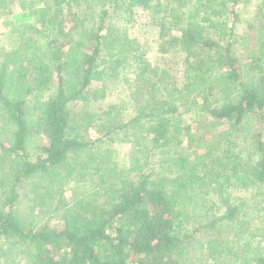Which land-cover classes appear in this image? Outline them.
<instances>
[{
  "label": "trees",
  "instance_id": "16d2710c",
  "mask_svg": "<svg viewBox=\"0 0 264 264\" xmlns=\"http://www.w3.org/2000/svg\"><path fill=\"white\" fill-rule=\"evenodd\" d=\"M2 17L0 264H264V0Z\"/></svg>",
  "mask_w": 264,
  "mask_h": 264
},
{
  "label": "rangeland",
  "instance_id": "374dc122",
  "mask_svg": "<svg viewBox=\"0 0 264 264\" xmlns=\"http://www.w3.org/2000/svg\"><path fill=\"white\" fill-rule=\"evenodd\" d=\"M253 8H251L252 10ZM138 31H131L130 35L133 37H138V39H140L141 42H148L149 40H151L152 36L147 33V29L146 32L144 33V30L142 27H140L139 29H137ZM15 34H13L12 29H11V25L9 24V22L7 21V19L4 17L0 18V43H3L4 46H9V44H11L10 39L12 36H14ZM154 49V48H153ZM152 49V51L147 55L151 58H153V56H155L154 54V50ZM179 61V60H178ZM107 102H111L113 101L112 97H107L106 100ZM67 196L70 197L69 193H67Z\"/></svg>",
  "mask_w": 264,
  "mask_h": 264
}]
</instances>
